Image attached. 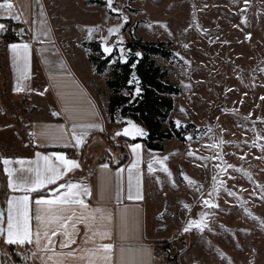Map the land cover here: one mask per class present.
<instances>
[{
    "label": "rangeland",
    "instance_id": "1",
    "mask_svg": "<svg viewBox=\"0 0 264 264\" xmlns=\"http://www.w3.org/2000/svg\"><path fill=\"white\" fill-rule=\"evenodd\" d=\"M43 2L74 71L101 101L125 42L168 43L171 58L155 61L179 87L168 117L183 139L161 140L146 191L161 260L169 244L177 264H264V0ZM91 42L109 54L101 72Z\"/></svg>",
    "mask_w": 264,
    "mask_h": 264
},
{
    "label": "crops",
    "instance_id": "2",
    "mask_svg": "<svg viewBox=\"0 0 264 264\" xmlns=\"http://www.w3.org/2000/svg\"><path fill=\"white\" fill-rule=\"evenodd\" d=\"M9 2L13 5L10 10L0 8V241L6 243L7 239L9 200L28 196L27 224L32 233L28 257L34 264H162L156 250L157 237L146 224L145 200L147 188L154 182L149 166H159L155 163L162 161L164 148L152 149L141 139H130L143 136L134 134L133 125L145 133L139 122L126 120L111 128L107 93L104 101L98 100L86 77L74 71L55 38L43 0ZM6 19L16 23L18 39L3 43ZM12 44L29 46L26 59L23 50H13ZM126 128L129 135L123 134ZM101 133H109L121 145L126 154L122 162L111 164L119 152L108 147ZM135 145L140 147L134 152ZM61 157L75 160L79 167L65 172L69 166ZM4 160L10 163L5 165ZM49 166L63 173L55 183L35 192L9 187V170L19 183L17 178L32 181L37 173L41 178L53 175ZM69 183L87 189V194L79 191L73 197L83 205L35 204L38 199L56 200L69 191L60 185ZM37 214L41 216L39 222ZM12 215L15 225V212ZM69 216L73 220H68ZM65 224L67 227L61 226ZM37 231L41 236L39 247ZM65 232L71 234V242ZM104 244L112 245L111 261L104 258L109 253L98 251Z\"/></svg>",
    "mask_w": 264,
    "mask_h": 264
},
{
    "label": "trees",
    "instance_id": "3",
    "mask_svg": "<svg viewBox=\"0 0 264 264\" xmlns=\"http://www.w3.org/2000/svg\"><path fill=\"white\" fill-rule=\"evenodd\" d=\"M3 23L5 28L1 41L8 43L17 40L18 36L14 30L16 23L10 19L4 20ZM90 47L92 51L99 53V55L89 54V57L95 71L101 72L109 61V54L100 56L99 47L94 42L90 43ZM124 49V59L117 60L113 64L111 76L105 79L108 88L109 125L114 129L126 120L141 123L145 128V134L130 139H141L152 149H161V140L170 136L182 140L183 128L174 126L168 117L172 106L171 96L179 92V87L167 77L166 68L155 61L156 57L165 60L171 58L168 43L163 40L147 41L133 37L124 43ZM165 119L168 120V125L162 126V121ZM101 137L109 148L117 149L119 152L118 158L116 161H111V164L122 162L126 154L122 151L121 145L109 133H101ZM105 154L100 159H103ZM2 245L3 248L0 246L1 264H34L28 257V243H2ZM160 247L159 250L163 254L162 264H177L176 254L170 253L169 244H160Z\"/></svg>",
    "mask_w": 264,
    "mask_h": 264
},
{
    "label": "snow or ice",
    "instance_id": "4",
    "mask_svg": "<svg viewBox=\"0 0 264 264\" xmlns=\"http://www.w3.org/2000/svg\"><path fill=\"white\" fill-rule=\"evenodd\" d=\"M13 7V5L9 2V0H4L3 3H0V8H7V9H11ZM18 19V17H16ZM3 28V25H0V29ZM115 31V29H109V32H113ZM10 47L13 50L16 49H22L24 52V56L26 59V55H27V50H28V45L27 44H22V45H17V44H12L10 45ZM106 52L111 51V49L109 48H105ZM139 55V54H138ZM131 82V81H130ZM18 91L21 89H17ZM137 92H139V89H137ZM179 123V122H177ZM133 132L136 135H144L145 133L143 132L142 129L137 128L135 125L132 126ZM121 133H117V135H120ZM124 135H129V129H124L123 131ZM79 143V141H78ZM140 146L139 145H135L133 146V151L135 152L136 149H138ZM189 155H192V153H189ZM60 159L63 160L64 164L69 166L67 168H65V172L66 171H70L71 169L77 168L79 167L78 163L75 160H67L64 159L63 157H61ZM3 163L5 165H8L10 163V161L8 160H4ZM135 165H133L134 167ZM104 167H107V165H105ZM7 170V169H6ZM149 170H151V166H149ZM166 170V169H165ZM48 171L50 173H54L53 175H49L47 177H43L41 178L40 174L37 173V178L35 180L32 181H27L26 178H17L20 182L18 183L16 180L13 179V173L12 171H8V175H9V187L12 188L14 191L19 189H22L24 191L27 192H35L38 191L40 188H43L46 184H53L55 183L56 180L61 178V175L63 173H60L58 169L54 168L53 166H49ZM129 174L131 176V169L129 170ZM25 183H30L31 187H25ZM60 188H67L69 189L68 192L60 194L57 196L56 200H44V199H38L35 201V204L37 206L40 205H53V204H60V205H67V204H75V203H79L81 205H83V201H78L73 199L74 196L79 194V191H83L85 194H87V189H80L79 185L76 184H61ZM73 190H77V191H73ZM231 194V193H229ZM132 195H129V199H132ZM138 198V197H137ZM28 196H22V197H12L9 200V218H8V226H7V239H6V243L8 244H25V243H32V233L30 232L29 228H28V224H27V220H28V216H27V210H28ZM205 203L207 204L208 202L205 201ZM187 207V206H186ZM15 212V225L13 223V215L12 213ZM35 219L39 222L41 221V216L39 214L36 215ZM57 219H62V217H57ZM68 220H73L72 216H69L67 218ZM62 227H67V225H61ZM197 227H199L200 225L197 224ZM72 228L75 229V224H72ZM189 228H185L184 231H188ZM0 231H3V229H0ZM66 236L69 237V240L71 242V234L65 232L64 233ZM45 237L48 239L49 244L52 243L51 241V237H48L47 232H45ZM53 236L57 235L56 232L52 233ZM36 244L37 247H39V243H40V233L39 231H37L36 233ZM68 245L66 244H61V247H67ZM47 248V245L45 246ZM103 251L105 253H109V255H107L106 257H104L106 260L111 261V250H112V245L111 244H104L101 246V249H98V251ZM71 254V253H69ZM35 255V253L33 254ZM49 259H51V257H49Z\"/></svg>",
    "mask_w": 264,
    "mask_h": 264
},
{
    "label": "water",
    "instance_id": "5",
    "mask_svg": "<svg viewBox=\"0 0 264 264\" xmlns=\"http://www.w3.org/2000/svg\"><path fill=\"white\" fill-rule=\"evenodd\" d=\"M2 216H3V212H2V207L0 205V229H2V225H1L2 224ZM0 235H1V231H0ZM0 253H1V250H0Z\"/></svg>",
    "mask_w": 264,
    "mask_h": 264
},
{
    "label": "built area",
    "instance_id": "6",
    "mask_svg": "<svg viewBox=\"0 0 264 264\" xmlns=\"http://www.w3.org/2000/svg\"><path fill=\"white\" fill-rule=\"evenodd\" d=\"M4 24H5V23H4ZM30 136H31V134H30V133H28V134H27V137H30ZM106 160H107V159H105V161H106Z\"/></svg>",
    "mask_w": 264,
    "mask_h": 264
}]
</instances>
